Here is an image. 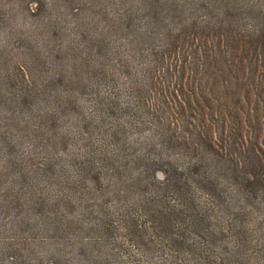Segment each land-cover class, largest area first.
I'll use <instances>...</instances> for the list:
<instances>
[{"label":"rangeland","instance_id":"obj_1","mask_svg":"<svg viewBox=\"0 0 264 264\" xmlns=\"http://www.w3.org/2000/svg\"><path fill=\"white\" fill-rule=\"evenodd\" d=\"M204 27L233 30L242 65L233 58L232 71H247L237 82L246 78V86L253 88L264 74V0H0V125L9 139H19V153L25 154L35 139L43 150L49 146L36 159L38 169H43L48 150L57 164L63 163L54 172L59 180L40 172L37 182L33 172L7 164V138L0 136V264H264V192L243 188L231 171H218L217 184L207 186L184 170L192 146L200 141L190 135L185 139L183 133L195 135L199 117L205 112L211 121V109L226 99L238 123L230 149L234 168L254 178L264 166L261 97L225 89L227 74L206 73L201 56H188V42L196 38L197 43ZM146 73L156 83L146 96L149 103H154V93L158 98L164 94L174 110L182 104L186 112L169 114L173 127L165 140L153 135L152 120L133 117L132 108L122 107V121L136 127L132 135L148 138L149 160H164L147 166L136 182L137 193L145 198L163 193L162 199L142 205L151 202L156 213L150 217L141 209V224L155 228V237L144 242L126 240L119 229L106 236L91 230L95 215L88 210L82 157L88 140L97 152L107 149L97 126L107 127L112 118L99 112L98 103L115 85L117 103L123 106L127 81ZM23 121L29 127L11 133ZM33 130L40 138L30 137ZM135 150L130 143L129 153ZM129 159L131 166L127 161L122 171L100 177L112 182L91 195L93 208L101 201L112 214L109 198L119 177L138 168ZM161 170L169 174L167 186ZM120 182L121 188L130 186ZM15 196H27L29 202L14 201ZM164 207L170 211H161ZM197 251L200 257H195Z\"/></svg>","mask_w":264,"mask_h":264},{"label":"trees","instance_id":"obj_2","mask_svg":"<svg viewBox=\"0 0 264 264\" xmlns=\"http://www.w3.org/2000/svg\"><path fill=\"white\" fill-rule=\"evenodd\" d=\"M198 39L197 43H195V41H197L196 38L190 39L186 49L190 52L188 53V56L193 60L199 56L202 57V64L206 67L204 72L207 73L209 71H214L216 74L220 75L227 74L228 77L224 81V85L226 86L224 87L225 89H238L237 92L239 95L242 94V92L247 95L251 92H255L259 97H261L264 104V74H261L259 82L255 84L253 88H248L246 84H249L245 82L246 78H242V80H244L243 83L239 81L237 82L238 75L241 74L243 77H246L247 71H232V60L233 58L238 59V51L240 50L238 39L232 29L204 27L201 30V35H199ZM165 46H172V43H167ZM238 61L240 65H242V61L239 59ZM177 68L182 70V74L186 71L183 66L180 68L178 65ZM241 69H244V67ZM165 73L167 74L168 70H166ZM154 80L155 77L152 76L151 73H146L139 78L132 77L130 81L128 80V84L126 83V100L123 106H120L117 103L118 93L115 89V85L112 88L113 91L107 97L103 98L102 102L98 103L100 107L99 112H103L104 116L112 118V122L107 127L104 125L97 126V128H100L99 132L101 136L108 142L107 149L102 152H97V149H95L88 140V151L82 157L84 158L82 163L84 166L83 169L87 174L85 176H88V210L95 215V219L89 227H91V230L101 233L103 236L119 229L123 231V235L126 240L132 241L134 238H139L145 242L146 238L150 239L155 237V235L152 234L155 228L152 229L150 226L141 224L140 214H143L141 209H145L147 211V215L150 217L155 216V210L150 204H148L151 202L147 203L148 206L142 205L149 199H162L163 193L157 192L145 198L143 193H137L138 189L136 188L140 186V184H137L136 182H140V178H142L143 174L146 173L147 166L152 167L163 164L164 160L159 157L157 159H152L153 162L150 161L147 153L149 152L148 146L145 142L148 138H135L132 135V130L135 131L136 127L122 121V107L132 108L133 117L152 120L154 127L152 132L154 136L165 140L170 138L173 123H171L168 118L169 114L172 116L175 114L182 115L185 114L186 111L182 104H177L178 108L174 110L166 101L167 97L164 94L161 98H158L159 93H154L153 96L155 97L151 96L154 103H149L146 96H150L152 94L151 92L156 88ZM238 85L241 87H238ZM12 94L13 93L11 92H7L6 96L9 98ZM24 103L25 97L23 100L21 99L20 104ZM100 105H102V107ZM235 114V108L233 105L231 106L230 101L228 100L227 102L226 99V103L218 105V107L214 110L211 109V115L213 117L212 120L215 121L214 125L211 124L212 120L208 121V119L205 118L204 112V114L199 117L198 121L200 124L198 128L195 129V135H193L192 132H189L190 130L188 133H183L185 139H189L190 135L195 140L200 141V145L196 142L195 145L192 146L193 153L189 161L185 160L184 170L194 173L196 181L199 184L207 186H214L217 184L218 178L216 177V174L218 171H231L234 173V178L241 181L240 185L243 188L253 189L251 193L255 189L257 192H264V166L261 167V173L256 174L254 178L253 176L249 178V176L246 177L242 176V174H238L236 168H234V164L231 162L232 159L230 149L231 146L236 144L235 140L232 138L233 131L238 128ZM191 125L192 124L189 126ZM16 126H20V124ZM16 126L11 127V133L15 132L14 129L24 131L29 127L28 122L26 121H23V127L20 128ZM33 132L34 134L30 135V137L40 138L39 133L37 134L34 130ZM0 136L1 138L5 136L7 138L4 139V147L2 146L3 149H7V164L20 169L23 167L26 169L25 172L27 173L33 172L35 174L34 180L37 182H41V177L38 175L40 172H42L43 176L46 177L48 173H51L52 180L54 181L60 179V176H57L54 172L57 166L62 165L63 163L60 160L57 164V162L53 160L55 156H52L49 150L44 158L45 162L41 164V166H44L43 169L40 170L37 168L36 159L39 155H43L44 152L49 149L48 145V148L43 150L37 139H35L32 144H28L26 153L23 154L18 152L22 149V144L18 141L19 139L16 136H14V138L18 140L9 139L8 131L4 130L1 125ZM257 141L260 143L259 138H257ZM130 143L136 148V152L134 154L129 153ZM188 145L189 144H187V146ZM188 148L191 150V145L188 146ZM242 149H244L243 145ZM260 152H262V150H260ZM136 153H138L137 157L135 156ZM130 156L133 157L138 168L135 170L136 172L131 170L130 176L127 178L123 177L122 179L119 177V181H121L120 183L123 182L128 186L129 182V187L121 188L119 186V181L118 183L116 182V189L111 192L114 197L111 196L109 198V201L113 202L111 209H114V211L111 212L112 214L106 211L101 201H97L98 209L93 208L89 203L90 201L96 200L90 198L91 195L97 193L99 188L103 189L104 186H107V184L112 182L111 179L106 180V182L104 180L100 181V177L106 173H117L122 171L123 166H128L127 161L131 166L132 160L129 159ZM255 157L260 160L258 154H255ZM165 163L167 164V162ZM237 165H235V167ZM179 169L181 170L182 168ZM133 172L137 174V177L134 178ZM161 172V182L163 186H167V183L169 182V174L167 170H161ZM21 179L23 178L21 177ZM133 179H135L134 184L132 181ZM250 179H252V181ZM66 181L70 183L72 179L68 177ZM257 182L259 186L255 184ZM101 184L103 185L101 186ZM109 193L107 195H109ZM16 200H25L29 202L27 196L23 199L20 196H15L14 201ZM161 211L169 212L170 209L164 207ZM112 218L114 220H111ZM150 230L151 233L149 232ZM175 238L181 239L180 236H176ZM198 252L200 251L194 252L195 257H200L202 255V252ZM206 259H208L207 256Z\"/></svg>","mask_w":264,"mask_h":264}]
</instances>
